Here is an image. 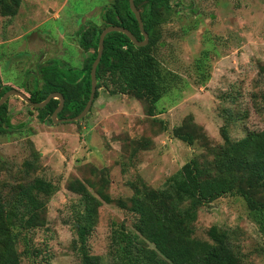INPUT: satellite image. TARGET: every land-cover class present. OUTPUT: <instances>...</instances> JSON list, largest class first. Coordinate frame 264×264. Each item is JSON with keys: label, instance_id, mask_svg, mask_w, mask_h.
Instances as JSON below:
<instances>
[{"label": "rangeland", "instance_id": "1", "mask_svg": "<svg viewBox=\"0 0 264 264\" xmlns=\"http://www.w3.org/2000/svg\"><path fill=\"white\" fill-rule=\"evenodd\" d=\"M112 1L21 0L15 15L0 16V83L27 96L41 86L38 69L47 60L56 64L59 77H80L91 50L78 47L77 34L88 24L100 26L99 13ZM170 5L154 22L158 38L149 49L165 77L152 107L141 96L102 92L86 117L48 125L17 97L7 98L5 114L14 128L0 132L1 197H8L9 186L34 178L50 187L40 197L43 226L10 230L19 264H79L73 227L85 213L69 181H80L93 196L103 189L126 205L132 195L128 183L137 179L154 190L179 189L186 193L175 202L184 211L194 202L191 160L202 171L200 180L223 178L213 166L221 128L231 140L264 130V0H170ZM145 140L144 148L138 146ZM194 212V238L208 241L205 232L215 226L227 233L241 264H264V231L241 197L224 195L196 204ZM134 218L101 203L89 215L84 249L99 264L162 262L133 232Z\"/></svg>", "mask_w": 264, "mask_h": 264}, {"label": "trees", "instance_id": "2", "mask_svg": "<svg viewBox=\"0 0 264 264\" xmlns=\"http://www.w3.org/2000/svg\"><path fill=\"white\" fill-rule=\"evenodd\" d=\"M20 1L0 0V16L15 15ZM132 2L139 13L147 43L142 47H135L118 32L104 36L102 53L95 68V91L91 106L102 92L109 97L129 94L132 98L141 96L150 107L163 93L160 83L165 82V77L159 76L149 49L156 44L158 38L154 22L161 18L158 16L160 11L164 13L170 9V0ZM99 21L100 26L88 24L77 34L78 47L83 52L91 50L84 60L80 77H59L55 73L56 64L52 60L39 65L42 84L38 89L29 92L27 97L31 102L39 103L48 94L58 92L63 99V105L56 115L57 119L74 117L84 107L89 95V69L102 29L118 26L127 30L137 41L142 39L136 21L128 9L127 0H113L103 6ZM9 89L12 88L0 83V96ZM7 100L0 105V132L14 128L5 114ZM57 103V100L52 99L44 107L32 110L37 111L36 116L41 123L52 125L50 114ZM88 114L89 110L86 116ZM175 136L182 142L189 141L180 133H175ZM221 139V149L215 155L213 166L223 178L200 180L202 171L196 169V161L191 160L188 168L195 186L193 194L191 193L194 202L184 211H180L175 202L181 194L186 193L179 189L174 188L172 192L154 190L137 179V182L128 183L132 195L128 200L129 205H126L120 199L109 197L103 189L97 190V196H93L80 181H69V190L80 196L85 213V216H76L74 221L78 226L73 227L78 236L73 248L79 255V264H99L95 257L86 252L84 244L91 231L89 215H95L101 203L114 205L135 217L132 223L133 232L149 244L162 260L149 264H241L238 255L228 243L225 231L211 226L205 232L208 241H200L192 236L190 227L195 220L196 204H208L221 196L235 195L242 198L247 211L264 231V195H261L264 193V130L247 132L240 139L231 140L225 134V129L221 128ZM147 142L139 141L138 146L144 148ZM22 166L31 168V164L26 161ZM88 186L93 187L90 184ZM7 193L9 195L6 199L0 194V264H19L10 230L17 227L19 230L30 231L43 226L44 218L43 214L40 216V212L44 205L40 197L49 195L50 187L42 179L34 178L25 184L9 186ZM117 249L123 251L124 247L117 245Z\"/></svg>", "mask_w": 264, "mask_h": 264}, {"label": "water", "instance_id": "3", "mask_svg": "<svg viewBox=\"0 0 264 264\" xmlns=\"http://www.w3.org/2000/svg\"><path fill=\"white\" fill-rule=\"evenodd\" d=\"M127 4H128V9L130 13L133 15V18L136 21L137 28L139 30V33L142 39L141 41H137L127 30H125L124 28L118 27V26H108L100 31L98 35V40H97L96 54H95L94 60L92 61L90 65V69H89V86L90 87H89L88 99L84 107L82 108V110L76 116L71 117V118H61V119L56 118V115L59 113L63 105V99L58 92H52L48 94L45 97V99H43L41 102L33 103L28 99L27 96H25L20 91H17L15 89H9L0 96V105H2L8 97L15 96L18 99H20L24 104H26L28 107L32 109H40L44 107L48 103L49 100L55 99L58 101V103L55 109L50 114V120L52 124L76 122L84 118L93 100V95L95 91V68L99 62V59L102 53V41H103L104 36L111 32H118V33L123 34L129 40V42L133 44L135 47H142L147 43V36H146V33L142 29V23H141L138 11L135 9L132 0H127Z\"/></svg>", "mask_w": 264, "mask_h": 264}, {"label": "flooded vegetation", "instance_id": "4", "mask_svg": "<svg viewBox=\"0 0 264 264\" xmlns=\"http://www.w3.org/2000/svg\"><path fill=\"white\" fill-rule=\"evenodd\" d=\"M46 62H48V60L46 61ZM45 62V63H46ZM45 63H43V64H45ZM43 64H41V65H43ZM3 85H7L6 83H2ZM13 89V88H12ZM16 90V89H15ZM18 91V90H17ZM22 93V92H21ZM29 94V93H28ZM25 95V94H24ZM26 96V95H25ZM28 96V95H27Z\"/></svg>", "mask_w": 264, "mask_h": 264}]
</instances>
